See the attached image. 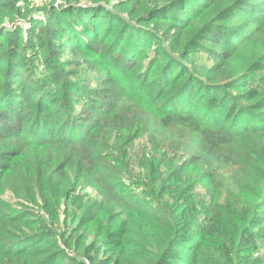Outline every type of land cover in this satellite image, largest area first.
<instances>
[{
  "label": "trees",
  "instance_id": "trees-1",
  "mask_svg": "<svg viewBox=\"0 0 264 264\" xmlns=\"http://www.w3.org/2000/svg\"><path fill=\"white\" fill-rule=\"evenodd\" d=\"M20 1L0 0V264L256 262L264 0H165L140 10L126 0H52L26 31L4 27L22 15ZM126 9L140 23L185 18L144 64L145 41L125 35ZM36 43L42 53L29 59ZM198 52L211 64L207 78L191 66ZM68 53L75 81L62 70ZM87 73L102 87L81 88ZM230 88L232 102L218 97ZM144 132L148 142L132 152ZM174 142L187 144L182 156L166 149ZM233 169L236 179L210 187Z\"/></svg>",
  "mask_w": 264,
  "mask_h": 264
},
{
  "label": "rangeland",
  "instance_id": "rangeland-1",
  "mask_svg": "<svg viewBox=\"0 0 264 264\" xmlns=\"http://www.w3.org/2000/svg\"><path fill=\"white\" fill-rule=\"evenodd\" d=\"M127 3L129 4V7L133 8V9H137L140 10L142 9V7L146 4H152L155 3L156 1H158V4H162L165 5V0H126ZM52 2V0H27L25 1H20L18 5L25 7L23 9V13L21 16H17L13 22H7L5 20V25L4 27H8L9 29L14 28L16 25H25L24 26V30L26 31L28 29V27L30 28V24H27V20L29 19V17H35L37 18V20H42L45 19L46 17V12L48 11L47 9L49 8L50 3ZM59 1H57L58 3ZM164 7V6H163ZM177 8H173L172 12L174 14L178 13L176 12ZM123 17L127 18L128 21H130V24H128L127 30H126V38L128 39H142L144 40L146 45V49H145V53L147 54V57L145 60H143V63L145 64L146 62H148L150 59H152L155 55L156 50H158L159 48H165L168 46L170 40L168 39V35L171 34L173 31L176 30V26L180 25V19L185 18V16H175V18L173 19V17L171 18H163L162 16H159V18H156L155 22L154 19H150V20H144V22L140 23L138 22H134L132 19L129 18L128 16V9L123 11ZM182 17V18H179ZM27 19V20H26ZM8 23V24H7ZM19 23V24H18ZM13 24V25H12ZM8 25V26H7ZM190 30H193V26L190 27H186V32H189ZM141 31V32H140ZM27 35H25L28 38H33L34 34L32 33V31H29L26 33ZM89 37L91 38V36L89 35ZM92 39V38H91ZM95 39V38H94ZM97 40V39H95ZM68 41L67 38H64L62 40V43H66ZM103 41H97V44H101ZM141 43V42H140ZM96 44V45H97ZM40 46L38 45V43H36L35 45L32 46V48H30L29 52L27 53V55H29V59L32 58L33 55H38L40 56L42 52L39 51ZM67 52H70V50H67ZM77 60V57L68 53L64 56H61L60 61L64 63V66L62 67V70L64 72H68L71 74V79L73 81H75L78 78V75H76L79 66L76 65L77 62H75ZM206 59L204 57H202V54H200L199 52L197 54H195L192 58H191V66L193 67V69L197 68L198 71H200V76L204 73V76L206 77L210 72L209 69L211 67V64H207V61H205ZM83 61H81L80 63H82ZM38 67V66H37ZM214 73V72H213ZM215 75V74H214ZM252 77H256L255 75H252ZM207 78V77H206ZM205 78V80H207ZM68 79V78H67ZM84 80L85 84L81 85V88L84 89V87H86V90L90 89H96V88H100L102 86H100V79H99V74L98 73H93V74H88L86 76H84ZM204 80V81H205ZM252 79H248V82L251 81ZM84 81H78L79 84H83ZM93 81L95 83H93ZM213 82V81H212ZM205 84L208 85L209 87H211L212 85L210 84V82L205 81ZM218 94V97H225L224 94L226 95H230L227 97V100L229 102H232L234 100L233 96L236 95V93H238V90L230 88V89H226V90H222V91H216ZM81 96V95H80ZM205 103L208 104L207 101H205ZM137 122L134 119L131 120L128 124L129 127L135 129L137 126ZM145 134L143 136H141L140 138H137L133 143L130 144L131 147V151L132 152H140V150H142L143 148V144L145 142H148L147 136L148 133L144 132ZM187 148V144L184 142L183 145H177V142L174 143H168L166 145V149L170 150L172 153H177L176 156H182L184 151H186ZM136 159V158H135ZM135 162H137V159L135 160ZM135 162H133V165L135 166ZM237 177V172L235 169L225 172L224 176L222 178L219 179V181L216 184L211 185L210 187H221L222 183L224 185H226L227 183H229L230 181H233L234 179H236ZM197 191L201 192L202 194L204 193L205 190L201 189V187H199L197 189ZM204 195V194H203ZM4 199H6L7 201H12V195L8 192L6 194V196H4ZM262 229L264 230V226H261ZM258 251L255 252V258L257 259L256 262H253L252 264H264V238L259 240V244H258Z\"/></svg>",
  "mask_w": 264,
  "mask_h": 264
}]
</instances>
